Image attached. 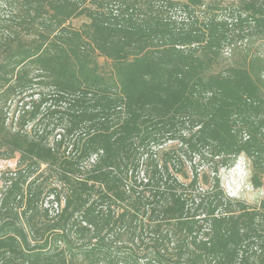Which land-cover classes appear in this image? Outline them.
Here are the masks:
<instances>
[{
    "label": "trees",
    "instance_id": "1",
    "mask_svg": "<svg viewBox=\"0 0 264 264\" xmlns=\"http://www.w3.org/2000/svg\"><path fill=\"white\" fill-rule=\"evenodd\" d=\"M262 38L264 0H0V264H264L219 176L264 189V61L221 66Z\"/></svg>",
    "mask_w": 264,
    "mask_h": 264
},
{
    "label": "rangeland",
    "instance_id": "2",
    "mask_svg": "<svg viewBox=\"0 0 264 264\" xmlns=\"http://www.w3.org/2000/svg\"><path fill=\"white\" fill-rule=\"evenodd\" d=\"M84 22H86V20L84 18H79V19L73 20L71 22V25L77 28ZM244 50H246V52ZM246 53H248L249 56L257 55V56L261 57L264 61V38L258 39L256 41H254L252 44H250L249 46L243 47L240 50L238 49V50L230 51V49H227L224 53V60H223V63L221 64V66L222 65H225V66L226 65L227 66L233 65V64H236L237 62H241ZM98 63L104 72L109 71V69H110V63L109 62H107L103 58H98ZM261 78L264 81V71L262 73ZM14 164H15L14 161L0 160V194L3 192L5 187L8 185V180H9L11 173L15 167ZM221 171H220V173H221ZM220 181H221V177H220ZM254 190H255V188H254ZM255 197H256L255 199H251V200H249L247 198H243L240 200H242L247 205L253 207L255 205H258V203L260 202V200L262 198L258 193L255 194Z\"/></svg>",
    "mask_w": 264,
    "mask_h": 264
},
{
    "label": "clouds",
    "instance_id": "3",
    "mask_svg": "<svg viewBox=\"0 0 264 264\" xmlns=\"http://www.w3.org/2000/svg\"><path fill=\"white\" fill-rule=\"evenodd\" d=\"M219 175L221 177L220 187L228 197L251 200L256 198V193L264 197V189L254 190L251 183V160L243 152L235 157V162L231 167L223 169Z\"/></svg>",
    "mask_w": 264,
    "mask_h": 264
}]
</instances>
